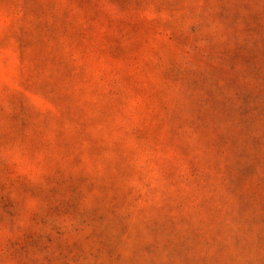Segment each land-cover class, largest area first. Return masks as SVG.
Returning a JSON list of instances; mask_svg holds the SVG:
<instances>
[{"label":"rangeland","instance_id":"1","mask_svg":"<svg viewBox=\"0 0 264 264\" xmlns=\"http://www.w3.org/2000/svg\"><path fill=\"white\" fill-rule=\"evenodd\" d=\"M0 264H264V0H0Z\"/></svg>","mask_w":264,"mask_h":264}]
</instances>
